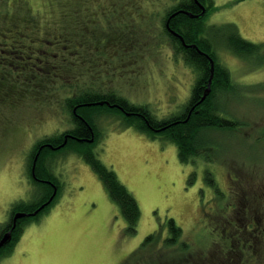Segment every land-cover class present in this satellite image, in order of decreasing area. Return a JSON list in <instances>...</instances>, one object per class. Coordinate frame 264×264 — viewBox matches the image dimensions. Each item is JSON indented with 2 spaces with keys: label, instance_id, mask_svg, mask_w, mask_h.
<instances>
[{
  "label": "rangeland",
  "instance_id": "1",
  "mask_svg": "<svg viewBox=\"0 0 264 264\" xmlns=\"http://www.w3.org/2000/svg\"><path fill=\"white\" fill-rule=\"evenodd\" d=\"M27 1L34 12L42 11L46 2ZM109 1H97L94 10L102 14ZM179 1L139 0L141 8H138L135 0L128 16L122 17L121 13L118 21L110 18L112 31L104 33L111 36L115 50L120 45L118 34H124L128 42L125 53L122 50L113 59L116 69L106 86L133 104L147 106L158 119L181 110L190 98L197 76L181 57H176L164 30L167 12ZM213 2L205 18L207 25L234 24L244 39L264 44V0ZM213 41L219 62L231 72L237 86L235 95L224 96L222 104L227 114L243 125L237 138L219 142L223 144L224 164L209 167L224 190L236 185L249 201L255 197L263 201L264 57L243 59L227 49L223 37H213ZM3 104L0 105V225L7 223L15 203L35 199L29 179V158L36 143L74 127L64 102L45 105L15 93ZM96 113L101 114L96 120L101 141L95 153L138 201L141 208L138 233L127 235L124 217L93 169L77 154L57 151L48 162L62 184L59 200L38 222L28 225L14 252L1 258L0 264H124L145 238L161 226L166 227L170 218L183 230L185 240L210 253L212 215L205 210L210 208L213 190L205 182L206 165L181 163L175 144L125 127L117 112L103 109ZM195 171L197 179L190 184ZM232 213L230 217L234 215L238 224L244 226L247 220L237 212ZM260 217L257 223L263 221ZM215 221L221 222L217 218ZM144 254L129 264L180 261L176 252L164 248ZM254 255L260 261L251 264H264V253L258 251Z\"/></svg>",
  "mask_w": 264,
  "mask_h": 264
},
{
  "label": "trees",
  "instance_id": "2",
  "mask_svg": "<svg viewBox=\"0 0 264 264\" xmlns=\"http://www.w3.org/2000/svg\"><path fill=\"white\" fill-rule=\"evenodd\" d=\"M97 1L100 3V0H46L43 10L34 12L27 0H0V105H4V100L15 93L26 100L39 101L45 105L64 102V108L70 113L74 125L71 130L46 137L34 146L29 158V179L34 187L35 199L30 202L19 201L10 210L33 213L47 203L55 191L56 195L37 216L23 218L22 227L15 231L12 241L1 249L0 259L10 256L28 225L38 222L59 200L62 184L52 172L48 160L52 153L57 152L52 148L63 145L66 137V146L58 151L77 154L93 169L124 217L127 235L138 233L141 219L138 201L121 183L116 172L95 153L101 141L96 125L101 114L96 111L107 109L109 113H119L125 127H134L153 139L160 136L175 144L181 163L195 167L206 165L205 182L213 190L210 208L205 210L212 215L210 253L206 254L203 248L196 249L185 240L183 230L170 218L167 226H161L158 231L148 235L124 264L160 248L176 252L180 260L178 264H240L241 260L244 264H251L260 261L254 253H264V200L255 197L249 201V197L236 189V185L228 188L229 192L224 190L209 166L224 164L223 144L219 142L221 139L237 138L243 125V122L227 114L222 104L224 96L235 95L237 86L231 72L219 62L213 37H223L227 49L243 59L264 57V44L244 39L234 24L209 26L205 23L206 17L192 18L179 13L171 19L170 28L183 37V44L179 37L167 29L168 19L181 10L199 16V10L193 0H180L167 12L164 30L176 57H181L197 76L190 98L181 110L168 118L158 119L147 106L133 104L106 86L111 78L109 76L116 69L113 59H117L121 51L126 49L128 42L124 34H118L120 45L115 50L111 36L107 37L104 33L110 34L112 31L110 18L118 21L128 16L130 9L135 7L131 4L135 0H110L102 14L94 10ZM138 1L137 7L141 8ZM202 1H208V10H211L213 0ZM194 45L203 54L192 48ZM208 56L215 61V74L211 94L200 103L211 76ZM102 101L119 105L123 110L107 105L88 106ZM93 137L94 142H88ZM38 155L33 174L34 160ZM197 175L196 171L191 175L190 184L195 183ZM231 211L247 220L244 226L238 224L234 215L230 217ZM259 217L263 220L261 223H257ZM216 218L221 222L225 220V223H216ZM6 225H0V238Z\"/></svg>",
  "mask_w": 264,
  "mask_h": 264
},
{
  "label": "water",
  "instance_id": "3",
  "mask_svg": "<svg viewBox=\"0 0 264 264\" xmlns=\"http://www.w3.org/2000/svg\"><path fill=\"white\" fill-rule=\"evenodd\" d=\"M197 2H198V0H197ZM198 3H199V2H198ZM179 13H185V14L189 15V16L192 17V18H197V17H199V16H198V15L194 16V15H191V14H189V13H187V12L181 10V11H178V12H175L174 14H172V15L170 16V18L168 19V22H167V24H166V27H167V29L169 30V32H171L174 36L179 37V38L181 39L182 43L185 44V41H184L183 37H181L178 33H176L175 31H173V30L170 28V21H171V19L174 18L175 16H177ZM205 13H206V10L203 9L202 15H205ZM188 47H189V46H188ZM192 48L198 49V47L195 46V45L192 46ZM198 50H199V49H198ZM199 52L203 54L202 51L199 50ZM208 57H209L210 62H211V76H210V80H209L208 88H207V90L205 91V93H204V95H203V97H202L200 103L204 102V101L207 99V97L211 94V91H212V82H213L214 74H215V61H214L210 56H208ZM92 105H94V106H104V105H107V106H110L111 108H119V109L123 110L119 105H111V104H110L109 102H107V101H102V102L95 103V104H89L88 106H92ZM127 115L130 116L131 114H130V113H127ZM67 140H68V137H66L65 142H64L63 145H61V146H59V147H57V148H52V149H53L54 151H58V150L62 149L63 147L66 146V144H67ZM79 141H80V142H83V140H80V139H79ZM86 141H87V140H86ZM88 142H90V143L94 142V137H93L91 140H88ZM38 157H39V155L36 157V159H35V161H34L33 174L35 173V167H36V163H37V161H38ZM55 195H56V191H55L54 195L50 198V200H49L47 203H45L44 205H42L38 210H36V211L33 212V213H24V212H18V213H16V214H15V218H14L15 221H14L13 229H15V227H16V223H17V221H18L19 219H23V218H26V217H35V216H37V215H38V214H39L44 208H46V207L52 202V200L54 199ZM13 229H12L10 232L6 233V234L2 237V239L0 240V250H1L3 247H5L6 245H8V244L12 241V238H13L12 231H13Z\"/></svg>",
  "mask_w": 264,
  "mask_h": 264
},
{
  "label": "flooded vegetation",
  "instance_id": "4",
  "mask_svg": "<svg viewBox=\"0 0 264 264\" xmlns=\"http://www.w3.org/2000/svg\"><path fill=\"white\" fill-rule=\"evenodd\" d=\"M193 2H194V4L197 6V8H198V10H199V18L200 17H207V15H209V11L210 10H208V8H209V6H210V3L208 2V1H202V0H198V2H197V0H193ZM203 9L204 10H206V13H205V15H202V12H203ZM198 18V17H197ZM17 212H10V214H8V221H7V225H6V228H5V231H4V233L2 234V236L1 237H3L6 233H8V232H10L12 229H13V226H14V218H15V214H16ZM27 218V217H26ZM23 220L24 219H19L18 221H17V223H16V227H15V229H13V231H12V234H13V236H14V233H15V231L18 229V228H20V227H22V222H23ZM2 238H0V240H1ZM13 239V238H12ZM1 251V250H0Z\"/></svg>",
  "mask_w": 264,
  "mask_h": 264
}]
</instances>
